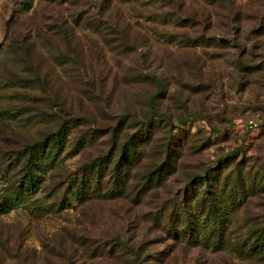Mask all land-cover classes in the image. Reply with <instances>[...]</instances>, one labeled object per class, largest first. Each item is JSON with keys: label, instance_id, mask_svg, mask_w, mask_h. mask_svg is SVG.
<instances>
[{"label": "rangeland", "instance_id": "obj_1", "mask_svg": "<svg viewBox=\"0 0 264 264\" xmlns=\"http://www.w3.org/2000/svg\"><path fill=\"white\" fill-rule=\"evenodd\" d=\"M179 1L182 13L197 18L184 27L159 18L168 9L159 2L132 3L134 45L122 52L83 37L78 48L73 38L60 37L56 23L63 16L71 21L76 5L0 0V189L26 143L62 120L69 127L61 160L41 188L0 214V264H264L236 248L264 224V194L229 210L223 248L177 241L153 218L206 165L224 162L221 184L226 173L235 176L236 163L246 173L264 164V0ZM137 11L142 14L134 16ZM197 35L211 43L187 40ZM152 108L173 124L156 121L146 147L176 124L171 148L180 163L160 196H136L149 154L129 166L128 195L92 194L109 184V164L90 196L78 199L71 182L85 165L115 152L110 132L119 126L117 138L124 141Z\"/></svg>", "mask_w": 264, "mask_h": 264}, {"label": "trees", "instance_id": "obj_2", "mask_svg": "<svg viewBox=\"0 0 264 264\" xmlns=\"http://www.w3.org/2000/svg\"><path fill=\"white\" fill-rule=\"evenodd\" d=\"M64 1L76 6L69 14L71 21L68 22L63 15L62 18L58 17L60 22L56 23L57 33L62 38H73L78 48L83 42V37L88 41L91 40L92 43L102 41L110 49L123 48L122 52L130 51L134 44L131 43L133 40L130 38L132 33L129 29L133 24L127 10H134L132 3L139 2L146 8L147 5L151 6L159 2L168 8L159 15V18H166L167 22L174 20L177 27H184L197 19L194 14L181 12L184 10L179 0H143V3H141L142 0ZM203 1L213 4L219 0ZM124 3L125 6L128 5L127 9L125 6L122 8ZM138 14L142 13L137 11L134 16H139ZM79 30H86L87 33H80ZM207 38L205 35H197L192 38L193 40L190 38L187 40L197 45L210 44ZM156 121L163 122L165 126L173 124L163 118L156 108H152L143 120L136 122L137 130L124 141L118 140L119 126H116L113 132H110L109 137L110 150L113 149L115 152H112V155L108 152L85 165L80 179H74L75 182H71L74 183L73 194L80 200L88 198L92 192L98 197L111 199H118L124 194L128 195V191L127 193L125 191L128 188L127 182L130 177L129 166L141 162L151 154L150 162L143 163L142 170L138 173L139 183L136 196L141 199L152 195L160 196L161 190L159 189L166 186L165 180L178 170L180 163L172 157L177 152L175 149L172 151L171 148L176 124L172 129H168L166 135L159 141L160 143H152L150 149L146 147ZM183 121L179 120V124ZM66 123L67 120H62L55 130L45 133V136L39 140L26 143L16 154L13 175L10 176L6 188L0 189V214L6 213L23 202L28 193H35L41 188L44 176L61 160L60 153L69 132ZM82 143L83 137L81 136L73 145L79 147ZM116 154L117 158L113 161L112 158ZM242 161L240 164L245 167L246 161ZM215 163V165L204 166L200 174L192 175L177 193H172L174 201L171 204L168 203L169 207L163 204L157 207V214L153 216L154 221L158 225L162 224L161 228L166 230L173 239L190 244L209 242L215 244L217 248H223L225 244L223 232L229 220V210L248 206L252 197L264 194V164L253 173L250 171L246 173L241 171L242 168L236 163L235 176H231L228 172L219 184L225 165L221 159ZM109 164H112L106 173L109 184L103 189H95V185L101 182L100 175L106 171ZM90 189H93L92 192L89 191ZM236 248L244 257L259 256L264 259V224L254 228L243 241L236 245Z\"/></svg>", "mask_w": 264, "mask_h": 264}]
</instances>
